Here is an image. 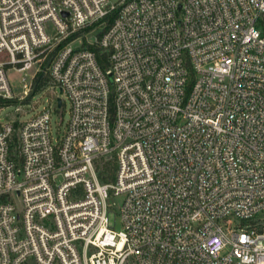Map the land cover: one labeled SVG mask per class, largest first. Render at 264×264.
I'll use <instances>...</instances> for the list:
<instances>
[{
	"label": "built area",
	"instance_id": "obj_1",
	"mask_svg": "<svg viewBox=\"0 0 264 264\" xmlns=\"http://www.w3.org/2000/svg\"><path fill=\"white\" fill-rule=\"evenodd\" d=\"M11 71L0 264H264V0H0Z\"/></svg>",
	"mask_w": 264,
	"mask_h": 264
},
{
	"label": "rangeland",
	"instance_id": "obj_2",
	"mask_svg": "<svg viewBox=\"0 0 264 264\" xmlns=\"http://www.w3.org/2000/svg\"><path fill=\"white\" fill-rule=\"evenodd\" d=\"M100 31L99 28H95L90 36L95 35ZM11 88H12V100L19 101L21 98L22 92V84L19 83L18 78L19 75L15 72L11 71L8 74ZM56 94L59 95V91H56ZM50 93L48 91L37 92L32 94L30 98L26 102H13L6 103L4 105H0V122L5 123L9 122L15 117V112L17 107H21L20 113V121H24L35 115L37 112L41 111L43 108L49 105ZM62 99V110L59 113H53L51 116L52 119V127L54 132L59 131L60 133L63 131L67 121H68V109L69 103L65 97H61ZM122 203V197H112L108 200V204H114L112 212L109 214V224L113 228L115 232H120L122 230L120 218L117 214V210Z\"/></svg>",
	"mask_w": 264,
	"mask_h": 264
},
{
	"label": "trees",
	"instance_id": "obj_3",
	"mask_svg": "<svg viewBox=\"0 0 264 264\" xmlns=\"http://www.w3.org/2000/svg\"><path fill=\"white\" fill-rule=\"evenodd\" d=\"M107 20H109L110 22V17L107 18ZM94 51H96L97 53V57H98V61L99 63L101 64L102 67H106V60H105V57L104 55H100L96 49L92 48ZM42 82H39L36 86V89H38V87L41 85ZM13 102H16L14 100H6V99H2L0 97V105H4L6 103H13ZM101 179L102 181H108L107 179L109 180H112L113 178V172H112V168L108 165V164H104L101 168ZM108 177V178H107Z\"/></svg>",
	"mask_w": 264,
	"mask_h": 264
},
{
	"label": "water",
	"instance_id": "obj_4",
	"mask_svg": "<svg viewBox=\"0 0 264 264\" xmlns=\"http://www.w3.org/2000/svg\"><path fill=\"white\" fill-rule=\"evenodd\" d=\"M42 78V76L40 75L38 78V81ZM58 106H60V101L58 100Z\"/></svg>",
	"mask_w": 264,
	"mask_h": 264
}]
</instances>
